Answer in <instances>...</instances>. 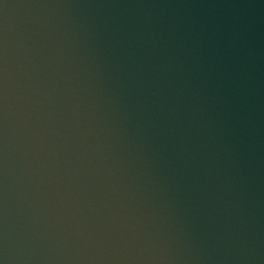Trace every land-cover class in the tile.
Masks as SVG:
<instances>
[{"label":"water","instance_id":"water-1","mask_svg":"<svg viewBox=\"0 0 264 264\" xmlns=\"http://www.w3.org/2000/svg\"><path fill=\"white\" fill-rule=\"evenodd\" d=\"M5 264H264V0H0Z\"/></svg>","mask_w":264,"mask_h":264},{"label":"clouds","instance_id":"clouds-1","mask_svg":"<svg viewBox=\"0 0 264 264\" xmlns=\"http://www.w3.org/2000/svg\"><path fill=\"white\" fill-rule=\"evenodd\" d=\"M0 264H5V260L4 259H0Z\"/></svg>","mask_w":264,"mask_h":264}]
</instances>
